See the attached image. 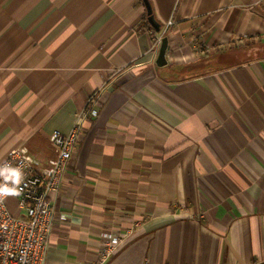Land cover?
<instances>
[{"label": "crops", "instance_id": "1", "mask_svg": "<svg viewBox=\"0 0 264 264\" xmlns=\"http://www.w3.org/2000/svg\"><path fill=\"white\" fill-rule=\"evenodd\" d=\"M149 1L159 32L143 0H0V161L47 160L100 91L47 264L128 229L107 264H264V0Z\"/></svg>", "mask_w": 264, "mask_h": 264}, {"label": "built area", "instance_id": "2", "mask_svg": "<svg viewBox=\"0 0 264 264\" xmlns=\"http://www.w3.org/2000/svg\"><path fill=\"white\" fill-rule=\"evenodd\" d=\"M172 24L170 20L163 33ZM162 42L163 34H159L157 43ZM101 106V92H93L69 133L54 130L49 136L53 155L47 160L33 154L27 145H21L0 161L22 165L25 173L21 195L0 201V264H47L55 222L58 218H66L65 214L56 211L51 195L60 192L70 160L78 150L82 120L87 117L95 119ZM10 198L17 201V213H13L8 205ZM132 233L133 230L128 229L124 234L120 232L104 241L97 260L87 264H107Z\"/></svg>", "mask_w": 264, "mask_h": 264}, {"label": "clouds", "instance_id": "3", "mask_svg": "<svg viewBox=\"0 0 264 264\" xmlns=\"http://www.w3.org/2000/svg\"><path fill=\"white\" fill-rule=\"evenodd\" d=\"M24 182L25 173L22 165L14 166L8 161L0 163V201L21 195Z\"/></svg>", "mask_w": 264, "mask_h": 264}, {"label": "water", "instance_id": "4", "mask_svg": "<svg viewBox=\"0 0 264 264\" xmlns=\"http://www.w3.org/2000/svg\"><path fill=\"white\" fill-rule=\"evenodd\" d=\"M146 9H147V19L151 26L156 30L160 31L161 30V24L156 20L154 14H153V8L149 0H143ZM168 44V38L164 37L161 48H160V53H159V60L158 64H162L163 62H166V48Z\"/></svg>", "mask_w": 264, "mask_h": 264}, {"label": "rangeland", "instance_id": "5", "mask_svg": "<svg viewBox=\"0 0 264 264\" xmlns=\"http://www.w3.org/2000/svg\"><path fill=\"white\" fill-rule=\"evenodd\" d=\"M8 205H9V207H10V209H11V211L13 213H17L18 212L17 201L14 198H10L8 200Z\"/></svg>", "mask_w": 264, "mask_h": 264}, {"label": "trees", "instance_id": "6", "mask_svg": "<svg viewBox=\"0 0 264 264\" xmlns=\"http://www.w3.org/2000/svg\"><path fill=\"white\" fill-rule=\"evenodd\" d=\"M153 14H154V11H153ZM145 25L151 28V25H150V23L148 22V20L146 21Z\"/></svg>", "mask_w": 264, "mask_h": 264}]
</instances>
